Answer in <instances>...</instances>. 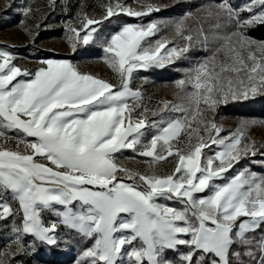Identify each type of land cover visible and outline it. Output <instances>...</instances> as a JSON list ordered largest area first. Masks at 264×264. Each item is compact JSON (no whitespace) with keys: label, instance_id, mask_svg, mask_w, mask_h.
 <instances>
[{"label":"snow or ice","instance_id":"6c2138e0","mask_svg":"<svg viewBox=\"0 0 264 264\" xmlns=\"http://www.w3.org/2000/svg\"><path fill=\"white\" fill-rule=\"evenodd\" d=\"M255 3L261 12L248 18L230 4L218 5L216 15L223 14L234 29L217 37L222 42L211 57L175 82L189 103L169 108L162 101L164 110L181 113L166 121L147 120L142 93L130 87L132 72L163 66L187 52L194 43L186 24L191 13L174 24L186 43L161 55L170 41L142 43L159 31L156 22L124 24L99 37L93 27L121 13L148 15L158 10L155 5L136 11L109 0L99 5V18L81 8L79 27L69 24L67 42L75 51L78 44L96 40L119 87L81 74L67 60H45L29 73L12 62V53L0 50V220L20 217L12 229L17 251L24 249L25 235L55 245L63 225L93 241L76 264H84V258L87 264H122L125 256L130 264H264V232L259 239L249 235L264 230V176L244 169L225 184L211 183L242 158L256 155L255 142L247 138L256 121L242 120L228 137H220L221 128L208 115L230 100L264 95V41L242 31L264 24V0ZM198 35L207 42L202 29ZM221 52L224 59L218 60ZM22 76L31 78L18 79ZM149 127L156 133L138 148ZM12 139L17 143L8 147ZM210 144L221 150L205 164L202 149ZM123 149L151 158L150 168L174 156L175 167L166 176L127 169L116 163L115 154ZM205 191L209 194L196 195ZM160 199L179 201L182 208ZM46 211L58 219L46 224Z\"/></svg>","mask_w":264,"mask_h":264},{"label":"rangeland","instance_id":"374dc122","mask_svg":"<svg viewBox=\"0 0 264 264\" xmlns=\"http://www.w3.org/2000/svg\"><path fill=\"white\" fill-rule=\"evenodd\" d=\"M108 2L109 0H54V4H52L51 0H0V50L12 53L14 57L12 62L29 73H35L40 67L45 66L42 63L45 60H67L74 64L81 74L107 80L119 87L116 74L104 62L106 54L96 40L88 45L78 44L75 51L67 42L69 24L79 27L77 14L81 8L88 15L99 18L103 14L99 5ZM119 2L136 11H145L149 4L155 5L158 10L140 17L121 13L109 21H104L102 25H93L99 29L98 33L94 35L99 37L102 33L104 36H109L124 24L146 26L151 22H156L159 25V31L146 38L142 43L147 46L149 42L161 39L170 41L167 49L161 50V55L173 46L179 47L186 43L175 34L174 24L185 13L192 14L186 21L188 30L194 37L192 47L178 59L163 66H153L147 70L135 69L130 82L132 89H138L142 93L141 103L148 109L145 115L149 122H160L161 117L166 121L180 116V112L164 110L162 101H168L169 108L172 105H188L189 101L182 99L183 92L176 88L175 82L185 79L191 70L205 58L211 57L218 44L222 42L217 37H223L230 33L234 29V24L226 22V17L223 14L216 15L219 11L218 5L207 0H119ZM254 6L258 7L259 5L254 3ZM29 8L31 11L25 15V10ZM201 29L208 34L206 43L198 35ZM83 34L82 32L81 35ZM217 59L223 60L224 53H218ZM30 78L31 76L18 77L23 80ZM191 90V85H188L186 91ZM251 97L253 96L250 95L249 98ZM243 100L246 99L230 100L229 102ZM221 105L224 104L218 106ZM139 111L140 109L137 108L136 112L132 113L133 117ZM216 111L208 115L214 117L215 122L221 128L220 137H228L239 127L242 120H255L256 124L248 130L247 138L255 142L257 151L254 157L249 155L242 158L239 163H234L230 170L222 174V178L214 179L211 183L225 184L231 177L244 169H248L258 176H264V120L253 117L217 115ZM156 131L157 129L152 127L144 129L145 135L137 147L141 148ZM205 138L207 139V137ZM195 142L193 140V143ZM16 143L17 141L12 139L7 146L15 147ZM220 150L221 148L216 144H210L202 149L203 162L206 164L205 158ZM115 155L117 164L149 175L155 172L157 175L166 176L172 173L175 167L174 156L158 161L150 168L151 158L140 156L131 149H123ZM217 164H219L218 160L214 161L213 166L215 167ZM208 194L205 191L196 195L206 196ZM158 202L174 208H182L180 202L176 200L160 199ZM12 206L16 207L15 201H12ZM42 218L46 224L58 219L55 214L47 211L42 213ZM19 223V216L9 218L8 221L0 220V262L2 264H76V260L81 258L83 251L93 243L91 239H85L73 230L60 225L57 228L58 235L55 245H47L25 235L22 237V241H26V245L24 249L17 251L16 245L12 243L15 237L12 229ZM13 252L15 255L9 254ZM87 260L88 258H84V264H87ZM122 264H130L129 258L123 257Z\"/></svg>","mask_w":264,"mask_h":264},{"label":"trees","instance_id":"16d2710c","mask_svg":"<svg viewBox=\"0 0 264 264\" xmlns=\"http://www.w3.org/2000/svg\"><path fill=\"white\" fill-rule=\"evenodd\" d=\"M208 2L219 5L220 3L230 4L234 9H239V16L241 18H248L253 13L259 14L261 7H255V0H207ZM251 7L252 12L247 9ZM246 35L257 41H264V24L256 23L252 26L242 29ZM217 115H228L232 117H253L264 120V95L257 94L249 99L243 101H231L224 105L218 106ZM264 230H257L255 235L258 239Z\"/></svg>","mask_w":264,"mask_h":264}]
</instances>
